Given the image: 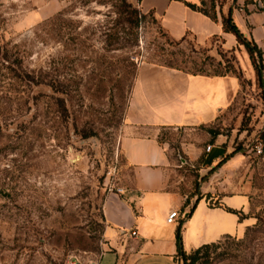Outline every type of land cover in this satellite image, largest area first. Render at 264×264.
Instances as JSON below:
<instances>
[{
	"label": "rangeland",
	"instance_id": "rangeland-1",
	"mask_svg": "<svg viewBox=\"0 0 264 264\" xmlns=\"http://www.w3.org/2000/svg\"><path fill=\"white\" fill-rule=\"evenodd\" d=\"M186 2H205L221 23L220 6L224 16L234 9L237 26L264 17V0H217L215 10L211 0ZM127 4L0 0V264H93L106 252L103 203L129 182L120 139L143 64L239 80L229 112L203 130L212 143L222 135L239 163L179 169L172 188L187 209L247 191L249 227L196 264H264V44L251 57L235 35L206 47L175 40L152 13ZM184 138L161 133L173 149Z\"/></svg>",
	"mask_w": 264,
	"mask_h": 264
},
{
	"label": "crops",
	"instance_id": "crops-1",
	"mask_svg": "<svg viewBox=\"0 0 264 264\" xmlns=\"http://www.w3.org/2000/svg\"><path fill=\"white\" fill-rule=\"evenodd\" d=\"M146 14L159 19L163 30L173 39L188 36L206 47L214 38L226 33L220 21L175 0H130ZM249 26L253 28L248 29ZM238 28L262 48L264 17L251 14L241 19ZM240 82L234 77L193 75L173 68L143 64L138 71L125 125L120 151L130 171L129 182L121 193L111 192L103 203L108 248L93 264H180L177 230L182 225L183 250L190 253L226 236L242 235L249 227L247 219L228 211L246 214L247 191L220 195L218 207L207 200H195L191 207L173 190L179 169L198 166L212 169L232 155L227 142L212 143L209 129L219 123L233 106ZM165 130L184 131L175 149L161 141ZM203 132V135L200 134ZM210 148V149H208ZM239 158L231 157L223 166L233 168ZM178 212L172 223L168 218ZM137 232L133 237L132 233Z\"/></svg>",
	"mask_w": 264,
	"mask_h": 264
},
{
	"label": "trees",
	"instance_id": "trees-1",
	"mask_svg": "<svg viewBox=\"0 0 264 264\" xmlns=\"http://www.w3.org/2000/svg\"><path fill=\"white\" fill-rule=\"evenodd\" d=\"M122 1L127 7H131V5L127 4L128 0H122ZM175 1L184 2L192 10L202 13L203 15L212 19L213 21H218L217 12L214 11V13H212L211 11H209L207 9V4L205 2L202 3V7H197L196 5L186 2V0H175ZM216 1L217 0H211L210 2L211 9H214V10L217 9ZM219 8H220V13L222 14V24H223V28L225 32L235 35L237 39L241 41L242 44H245L251 57L256 53L261 55V51L258 49V46L256 43L252 45L249 42H243L245 38L243 34L240 32L237 24L235 23L233 19L234 9L231 8L229 10L228 15L224 16L222 13L221 6ZM259 76H261V72H259ZM262 88H264V84H262ZM262 139L264 140V135L262 136ZM231 157H233V155L227 156L222 162H220L218 166L224 165ZM228 211L233 214L238 215L241 222L246 219V216L242 212H238V211L231 210V209H228ZM248 231H250V229ZM177 245L179 248L180 264H196V262L198 261V259L200 258L202 254L207 253L212 247L217 246L215 243L203 245L202 247L194 250L191 255H187L186 252L183 250L182 225L177 230ZM181 260H182V263H181Z\"/></svg>",
	"mask_w": 264,
	"mask_h": 264
},
{
	"label": "built area",
	"instance_id": "built-area-1",
	"mask_svg": "<svg viewBox=\"0 0 264 264\" xmlns=\"http://www.w3.org/2000/svg\"><path fill=\"white\" fill-rule=\"evenodd\" d=\"M208 149H210V148H208ZM112 192L121 193L122 190H121V189H117L116 191H112ZM178 218H179V213H178V212H172V213L170 214L169 218H168V222H169V223H172L173 221H175V220L178 219ZM132 236H133V237H136V236H137V232H133V233H132Z\"/></svg>",
	"mask_w": 264,
	"mask_h": 264
}]
</instances>
